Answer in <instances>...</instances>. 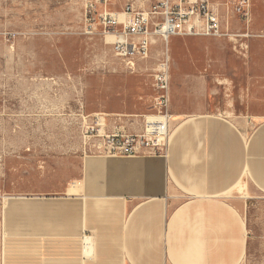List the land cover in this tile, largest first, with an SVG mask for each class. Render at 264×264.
Returning a JSON list of instances; mask_svg holds the SVG:
<instances>
[{"label": "rangeland", "instance_id": "obj_1", "mask_svg": "<svg viewBox=\"0 0 264 264\" xmlns=\"http://www.w3.org/2000/svg\"><path fill=\"white\" fill-rule=\"evenodd\" d=\"M197 1L207 2L222 21L233 17L235 30L254 37L240 55L225 39L170 37L174 108L184 115L203 109L240 125L264 116V0H249L248 23L228 11L225 0ZM152 2L0 0V257L10 201L80 192L83 161L95 155L83 148L87 128L100 118L104 133L116 125L129 134L142 129V116L152 112L151 84L164 45H153L148 58L129 70L113 56L103 18L127 6L145 12ZM181 91L193 101L187 103ZM236 189L249 197L244 184ZM242 205L241 264H264V195L242 198Z\"/></svg>", "mask_w": 264, "mask_h": 264}, {"label": "crops", "instance_id": "obj_2", "mask_svg": "<svg viewBox=\"0 0 264 264\" xmlns=\"http://www.w3.org/2000/svg\"><path fill=\"white\" fill-rule=\"evenodd\" d=\"M168 42L150 49L164 45L170 71ZM176 94L164 156H86L80 192L10 201L0 264H241L242 198L264 195V116L184 115Z\"/></svg>", "mask_w": 264, "mask_h": 264}, {"label": "built area", "instance_id": "obj_3", "mask_svg": "<svg viewBox=\"0 0 264 264\" xmlns=\"http://www.w3.org/2000/svg\"><path fill=\"white\" fill-rule=\"evenodd\" d=\"M225 7L241 22H249V0H225ZM107 36L113 38L112 54L126 68L134 70L136 61L148 58L154 38L165 43L172 36L224 38L238 55L247 50L246 41L254 37L245 30L231 32L229 22L222 21L205 1L153 0L147 11L133 13L130 6L121 14L103 18ZM169 64L164 52L153 74L152 112L142 116V129L129 134L114 126L102 132L99 119L87 128L84 151L113 157L164 156L169 140ZM116 120L121 117L114 116Z\"/></svg>", "mask_w": 264, "mask_h": 264}]
</instances>
